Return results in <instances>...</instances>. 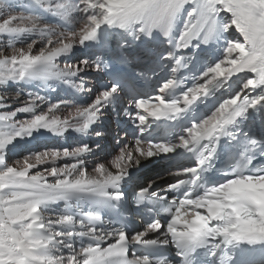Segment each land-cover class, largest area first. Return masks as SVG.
<instances>
[{
    "label": "snow or ice",
    "instance_id": "1",
    "mask_svg": "<svg viewBox=\"0 0 264 264\" xmlns=\"http://www.w3.org/2000/svg\"><path fill=\"white\" fill-rule=\"evenodd\" d=\"M35 3L41 4L42 0ZM44 3L47 11L67 25H72L74 13L85 16L79 27L64 30L57 26L42 27L36 16L16 11L19 0H0V39L24 33H38L44 39V46L36 54L33 48L37 41L26 47L10 45V54L0 49V85L10 80L62 79L82 89L81 83L70 78L85 71L99 72L103 66L88 60L58 65V58L76 44L95 40L104 25L149 35L159 29L169 37L175 21L185 11L175 38L179 48L186 49L194 41L207 45L221 30L234 29L239 39L229 40L223 58L201 74L199 83L177 98H164V93L177 84L170 78L161 85L159 95L135 100V120L141 132L150 118H168L183 112L206 94L214 82H226L239 74H244L245 79L240 92L222 100L202 121L193 122L178 143H153L137 138L121 147L107 165L98 164L92 174L81 158L90 151L86 144L72 151L45 150L11 164L7 163L8 147L41 128L56 134L69 128L86 132L98 121L105 102L117 94V85L101 90L85 107L72 106L63 117L57 113L65 102L36 113L38 97L11 112L0 113V264H171L164 256L137 255L134 250L130 255L132 245L171 244L181 258L180 264H198L200 250L205 248L212 257H218L220 264H245V252H264V174L246 175L243 172L246 165L237 167L233 178L205 188L202 194L194 195V189L184 191L182 198L171 201L165 209L170 217L166 224L155 219L144 231L131 236L122 228L104 231L97 227L102 223L97 212L73 211L74 202L86 199L101 207L122 199L124 193L119 186L128 177L129 169L177 148L197 151V166L169 174L191 175L192 180L187 183L195 185L200 168L210 163L220 139L228 134L227 126L246 119L249 109L264 102V94L255 97L246 94L248 89L264 93V0H44ZM222 14H227L223 22ZM166 58L170 59L171 53ZM3 100L0 96V106ZM21 113L32 115L18 120ZM261 123L264 124V119ZM250 144L256 145L257 141L250 140ZM59 160L72 162L57 166ZM49 164L51 167L40 170ZM154 183L140 190L137 206L155 195L149 192ZM185 183L180 180L173 187L180 188ZM61 201L65 210L55 219L42 212L43 207ZM162 230L163 239H146L150 233ZM74 238L82 240L79 248L75 247ZM63 249L68 250L67 254Z\"/></svg>",
    "mask_w": 264,
    "mask_h": 264
},
{
    "label": "bare ground",
    "instance_id": "2",
    "mask_svg": "<svg viewBox=\"0 0 264 264\" xmlns=\"http://www.w3.org/2000/svg\"><path fill=\"white\" fill-rule=\"evenodd\" d=\"M29 1L30 0H27V2ZM32 3L33 2L31 0L29 2V5H31ZM38 6L40 8V5ZM31 7L32 6H30V8ZM36 13L37 15L35 13L34 14L35 16H38V20L41 23L42 27L43 26H56V22L54 19L56 16L53 15L51 12H48L47 14L42 12L41 15H39L38 12ZM84 16L85 14L80 13V12L74 13L73 23L71 27H79L80 21L81 19L84 18ZM185 16H186V11L182 12L181 15L177 18V20L174 23V27L179 32L181 30ZM222 16H223V19L221 22L227 19V14H222ZM130 31H134V30H130ZM130 31H126L123 34H118L115 36L116 49L121 51L125 55L129 54V55L137 57L142 63L141 65L144 66L148 71L156 72L157 75H162L164 72L156 64V60L154 59L155 55H149L147 52H144L143 50L139 51L135 45L130 46V38L128 36ZM34 34L35 33H33V35ZM233 39H239V34L236 33L234 29H231L228 31L221 30L215 36L214 40L220 43L224 47L221 52L217 53V58H221V59L223 58L224 50L226 48L227 42ZM91 42L92 40L85 42L83 45L76 44L69 53L62 55L61 57L58 58L57 64L60 66H63L64 64H77L82 60H88L90 62H95L94 60H89L90 54L92 55V53H94L91 49ZM38 46H39V42H37L35 47L33 48V53L36 54L38 52L37 51ZM80 52L84 54L83 58H79ZM84 56H86V58H84ZM166 57L167 56L163 58L164 61L168 59ZM208 60L211 63V66H213L214 63H212L213 62L212 59L210 58ZM99 78H100L99 73H96L94 71H85V72L80 73L77 76L70 78L71 81L73 82L81 83L82 89L75 88L72 86L71 83L65 82V80H62V79H59V80L58 79H47V80L45 79H25L22 81H11V80L7 81L5 84L0 86V92H1L0 96L4 97V100L2 102L3 106H0V113L11 112L13 109H18L23 104L27 103L30 99H36L38 97V99H36V104H37V107L35 109L36 113L45 112L51 105H54L57 102H65L61 105V108L58 110L59 112L57 113V115L63 117L67 115V109L71 108L72 106L85 107L93 102V100L95 99V96L101 91L98 85ZM244 79H245V76L240 81L242 84L244 83ZM61 83H63L64 85L62 86ZM65 85L76 90L81 95L82 101L78 102L76 99H74L72 93L64 89ZM241 86L242 85L238 86L237 88H234L231 91L228 89L222 91L218 99V104L222 100L227 99L230 96H234L238 92H240ZM255 90L248 89L246 90V94L249 97H251L254 94ZM132 106H133V119H135L136 109L134 108V105ZM101 111H102V114L100 115L98 121L90 126V127H93L92 130L90 131L87 130L86 132H79V131L69 128L63 134H58L60 136V140L58 142L46 141L47 140L46 137H48L49 135L56 134V133H54L51 130H46L43 128L39 130H34L30 136L18 138L8 147L9 153L7 155V163L11 164L12 161L21 159L25 157L26 155L43 152L45 150L67 149L69 151H72L75 148L86 144L88 145L90 151L83 154L81 158L84 161V167L88 170L89 174H92V171L98 164L104 163L107 165L115 157V155L118 154L121 147H123L124 145L131 144L137 138L143 141H147V137L145 134V131L147 130V128L149 129V126L147 124L143 126V131L141 132V127L139 126L138 122L136 121L137 123L136 122L135 124L133 123L134 126L140 132H137L134 136L129 137L128 135L124 134L123 129H119L118 127L106 126L102 122L104 119H106L109 116V113H110L109 108L107 106H103ZM212 111L207 112L204 118L210 115ZM122 112L124 113L125 111L122 109ZM31 115L32 114L21 113L17 117V119L22 120L26 117L30 118ZM123 119L130 120V118L127 117L125 114L123 116ZM262 119H264V112L259 108V111L257 112V115L254 120L258 122V125L259 124L264 125L261 123ZM97 132L102 133V135L97 136L96 135ZM184 134H185V131L181 134V136ZM34 136H36V139H32ZM126 136L128 137L125 138ZM178 140H179V137L177 136L173 138V141L175 144L178 143ZM94 145H96V147H94ZM182 150H183L182 148H177L176 151L174 152L175 153L174 156L172 157L185 159L186 152H184L185 153L184 154ZM153 161H158L160 163L164 161L171 162L170 159H161V155H156L150 158L149 160H145L139 167H133L129 169L128 177L129 176L134 177V183L136 185L135 189L137 188L142 189L143 186H139V182L140 181L144 182L146 172L148 171L147 170L148 164L150 165V163ZM71 162H72L71 160H59L57 161V166H62L65 163H71ZM45 167H51V164L41 166L40 170L43 171ZM135 169L141 170L142 173L137 174V171ZM169 176L170 174L165 176L162 173L160 175L153 176L152 178H149L147 180H150V182L155 181V183L152 184L154 185V187H156L155 191L165 196L167 195L166 188L170 184L168 182ZM126 187L129 188V183L126 182V178H125L120 183L119 190H122ZM131 192L132 191L129 190L128 193L131 194ZM115 205H116V201L112 200L106 206L101 207L100 205L95 203L94 200L86 199V200H82L79 202H74L73 211L74 212H79V211L97 212L102 218L101 224H103V226L101 227V229H103L104 231H111L113 229H118L117 225L114 223L113 219L108 216L106 212L100 213L98 210L104 209V208L107 209L110 207H115ZM64 210H65V203L62 201L58 203H54V204H49L42 208V212L47 215H50L53 219H55L57 215L63 214ZM128 234L129 236H131L132 234H135V233H128ZM146 239H163V230L160 233H150L146 237ZM73 242H75L74 243L75 247L79 248L81 246L82 240L74 238ZM83 242H86V241H83ZM63 251L65 252V254H67L68 250L63 249Z\"/></svg>",
    "mask_w": 264,
    "mask_h": 264
},
{
    "label": "rangeland",
    "instance_id": "3",
    "mask_svg": "<svg viewBox=\"0 0 264 264\" xmlns=\"http://www.w3.org/2000/svg\"><path fill=\"white\" fill-rule=\"evenodd\" d=\"M31 1V0H30ZM29 1V2H30ZM35 1V0H34ZM32 0V4L34 5H29V2H27V0H19V6L16 8V11L18 12H25V13H29V14H32L35 16V14L37 15L36 12L39 13V15L43 13L47 14V9H46V4L44 3V1L42 0V3L41 4H38L40 5V8L37 4H35ZM29 5V6H28ZM43 5V6H42ZM25 6V7H24ZM30 6H32L30 8ZM35 6V7H33ZM38 6V7H37ZM37 7V8H36ZM45 7V8H44ZM34 8V9H33ZM39 8V9H38ZM43 9V10H42ZM35 10V12H34ZM37 10V11H36ZM41 12V13H40ZM35 13V14H34ZM56 16V15H55ZM54 16V17H55ZM38 18V16H36ZM58 17V16H56ZM39 22V20H38ZM40 23V22H39ZM41 24V23H40ZM57 26V25H56ZM58 27V26H57ZM60 28V27H59ZM61 29V28H60ZM63 30V29H61ZM35 35V36H34ZM33 35V33H24V34H18V35H15V36H5L3 37L2 39H0V49H2L4 51L5 54H10V45H14L16 47H26L29 43L33 42L34 41H37L39 42V46L37 47V51L40 50L41 47L44 46V39H42L40 37V35L38 33H35ZM28 37V38H26ZM34 38V39H33ZM27 40V41H26ZM29 40V41H28ZM35 54V53H34ZM83 53L80 52L79 54V58H83ZM78 57V56H76ZM84 58H86V56H84ZM89 60H91V56H89ZM1 86V85H0ZM1 93V92H0ZM2 95V94H1ZM40 104V103H38ZM111 117V114L109 115L108 119ZM129 136V135H128ZM128 136H126L125 138H127ZM35 139H36V136H34ZM94 147H96V145H94ZM8 153H9V149H8ZM28 156V155H26ZM148 171L146 172V176H145V181L146 182H149L150 180H147L149 178H152L153 176H156V175H160L162 174L163 172H161V170H164L161 166V164H158V165H152V166H149L148 164ZM75 243V242H74Z\"/></svg>",
    "mask_w": 264,
    "mask_h": 264
}]
</instances>
